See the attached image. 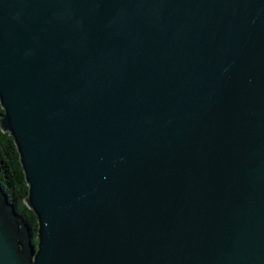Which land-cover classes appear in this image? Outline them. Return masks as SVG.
Returning a JSON list of instances; mask_svg holds the SVG:
<instances>
[{
    "label": "water",
    "instance_id": "1",
    "mask_svg": "<svg viewBox=\"0 0 264 264\" xmlns=\"http://www.w3.org/2000/svg\"><path fill=\"white\" fill-rule=\"evenodd\" d=\"M0 264H264V0H0Z\"/></svg>",
    "mask_w": 264,
    "mask_h": 264
},
{
    "label": "trees",
    "instance_id": "2",
    "mask_svg": "<svg viewBox=\"0 0 264 264\" xmlns=\"http://www.w3.org/2000/svg\"><path fill=\"white\" fill-rule=\"evenodd\" d=\"M0 112H3L0 107ZM0 183L14 203L17 212L21 214L32 228L34 243L37 244V218L35 213L26 205L28 185L20 162L19 153L14 139L9 132L0 128Z\"/></svg>",
    "mask_w": 264,
    "mask_h": 264
},
{
    "label": "flooded vegetation",
    "instance_id": "3",
    "mask_svg": "<svg viewBox=\"0 0 264 264\" xmlns=\"http://www.w3.org/2000/svg\"><path fill=\"white\" fill-rule=\"evenodd\" d=\"M33 242H34V235H33ZM35 244V243H34Z\"/></svg>",
    "mask_w": 264,
    "mask_h": 264
}]
</instances>
